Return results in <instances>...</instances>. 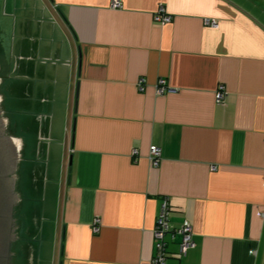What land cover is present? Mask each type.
Instances as JSON below:
<instances>
[{"label":"crops","instance_id":"obj_1","mask_svg":"<svg viewBox=\"0 0 264 264\" xmlns=\"http://www.w3.org/2000/svg\"><path fill=\"white\" fill-rule=\"evenodd\" d=\"M110 2L0 0L11 118L38 159L27 264H151L164 197L194 242L167 235L166 264H264V0Z\"/></svg>","mask_w":264,"mask_h":264},{"label":"water","instance_id":"obj_2","mask_svg":"<svg viewBox=\"0 0 264 264\" xmlns=\"http://www.w3.org/2000/svg\"><path fill=\"white\" fill-rule=\"evenodd\" d=\"M0 77H2L4 81L3 82L4 86L0 85V94L2 97H4L3 104L4 105L6 104L7 121L10 131L9 133L10 136H9L5 133L4 124H2L0 129L1 130L0 141L5 143L7 142V146L9 148L8 158L11 163L10 164L11 167L9 171L11 173L16 167V160L18 157V153H17L18 142H20L22 145V152L25 151L28 153L27 155L28 158L26 159V163L31 170H30V180H29L30 185L27 190L26 197L31 201H33L32 205L29 206V208L27 209L28 211L26 210L25 213L20 211L23 207V204H21V202L17 204L18 206H15L13 217L15 220V225L18 226L16 233L18 237H19V233L22 234L21 236L22 242L20 243V239L18 238L16 241H14V243L11 244L10 247V241L13 238H15V234L8 232L9 222L7 221V219L3 217L4 216L3 214L5 212L3 211V207L5 204V196L8 194V190L10 189V192L13 190L11 186H13L14 179L13 177L11 178L9 176H8L9 178H7L6 173L8 171L5 168H2L3 165L2 163L6 159L7 149L4 146H0V264H8L7 258L10 254V250L11 252L14 251V255L11 258L10 264H27L34 240L36 223H37V185H36L35 175H36L38 159L32 149L24 118H11L10 89H9L8 75L1 52H0ZM3 106L1 107L2 109H4ZM3 117H5L4 112H3V116L0 115V118L3 119ZM20 165H21V161L18 163L17 167H19ZM16 174L20 179L21 172H17ZM5 177L8 180V185H9L8 190H7L8 185L5 184L6 183ZM19 179L18 181H16V183L18 184L17 190L18 192H20V195L22 197V193H21L22 189L20 188L21 182H19ZM8 207H9V213H11L12 205H9ZM20 214L22 217H20ZM21 219L24 224L23 228H21ZM17 250L21 251L20 259L17 258L16 255Z\"/></svg>","mask_w":264,"mask_h":264},{"label":"built area","instance_id":"obj_3","mask_svg":"<svg viewBox=\"0 0 264 264\" xmlns=\"http://www.w3.org/2000/svg\"><path fill=\"white\" fill-rule=\"evenodd\" d=\"M110 6L113 9H118L122 7L121 0H111ZM154 21L164 24L171 21V16L165 12V9L160 5L157 11L153 15ZM205 23L213 27L217 26V23L213 19H205ZM137 87L140 91L144 89L143 79H139L137 82ZM155 89L157 94L161 95L165 92H170L169 88L164 79H158ZM225 94V88L223 85H219L217 91L215 92V101L221 102ZM137 150L133 149L131 155H136ZM149 161L152 166L156 167L159 165L161 160V150L159 147L150 146L149 147ZM169 201L164 197L161 201L160 208L155 219V224L152 229V235L154 238V254L150 259L151 264H166L167 260V235L178 234L180 239L178 241V253L180 255L185 254L188 249L194 246L192 239V227L188 220L182 221L181 225L178 228L171 229L169 225ZM261 215V214H260ZM93 231L98 232L99 225L98 220L95 219L93 223Z\"/></svg>","mask_w":264,"mask_h":264},{"label":"flooded vegetation","instance_id":"obj_4","mask_svg":"<svg viewBox=\"0 0 264 264\" xmlns=\"http://www.w3.org/2000/svg\"><path fill=\"white\" fill-rule=\"evenodd\" d=\"M3 79H2V77H0V85L2 86L3 85ZM3 98L4 97H2L1 96V94H0V115H2L3 116V112L5 113V117H3V119L2 118H0V129H1V126H2V124H4V131H5V133L7 134V135H9V133H10V131H9V127H8V121H7V113H6V111H5V109H2L1 107L4 105L3 104ZM4 107V106H3ZM1 131V130H0ZM1 134V133H0ZM10 136V135H9ZM3 144V145H2ZM0 146H4L6 149H7V155H6V159H5V161L2 163L3 165H2V168H5L8 172L6 173L7 174V178H9V177H13V179H14V183H13V186H11V188L13 189L12 191H13V193H12V191L10 192V189L8 190V188H9V185H8V180H7V178L5 177V180H6V183L5 184H7L8 185V187H7V190H8V194L5 196V204H4V207H3V211H5L4 212V218L5 219H7V221L9 222V226H8V232H10V233H13V234H15V238H13L11 241H10V247H11V244L12 243H14V241H16L19 237L17 236V233H16V230H17V228H18V226L17 225H15V220H14V217H13V214H14V209H15V206H18L17 204H19L21 201H22V197H21V195H20V192H18V190H17V186H18V184L16 183V181H18V176H17V172H19V170H20V166L19 167H17L18 166V163L20 162V161H22V145H21V143L20 142H18V144H17V153H18V157H17V160H16V167H15V169L13 170V172L11 173L9 170H10V160H9V158H8V152H9V148H8V146H7V142L5 143V142H2V141H0ZM14 146H15V144H14ZM9 176V177H8ZM11 182H12V180H11ZM19 182H21V179H19ZM11 185H12V183H11ZM20 186H21V184H20ZM16 196V198H15V196ZM9 205H12V212L11 213H9ZM11 207V206H10ZM12 218V219H11ZM14 255V251H12L11 252V250H10V254H9V256H8V258H7V263L8 264H10V261H11V258H12V256Z\"/></svg>","mask_w":264,"mask_h":264},{"label":"trees","instance_id":"obj_5","mask_svg":"<svg viewBox=\"0 0 264 264\" xmlns=\"http://www.w3.org/2000/svg\"><path fill=\"white\" fill-rule=\"evenodd\" d=\"M4 86V85H3ZM5 102H6V100H5ZM4 109H5V111H6V104L4 105ZM23 154H22V161H21V165H20V170H19V172H21V186H20V188L22 189L21 190V193H22V201H21V204H23V207H22V209L20 210V211H22V212H26V210L29 208V206H31L32 205V202L33 201H31L30 199H28L27 197H26V194H27V190H28V188H29V185H30V183H29V180H30V167L27 165V163H26V159L28 158L27 157V155H28V153L27 152H25V151H23L22 152ZM20 207H21V205H20ZM19 207V208H20ZM28 211V210H27ZM21 212V213H22ZM20 217H22L21 216V214H20ZM23 226H24V224H23V222H22V219H21V228H23ZM22 234H20L19 233V239H20V243L22 242ZM20 245V244H19ZM20 249V248H19ZM21 251L20 250H17V252H16V255H17V258H21Z\"/></svg>","mask_w":264,"mask_h":264},{"label":"rangeland","instance_id":"obj_6","mask_svg":"<svg viewBox=\"0 0 264 264\" xmlns=\"http://www.w3.org/2000/svg\"><path fill=\"white\" fill-rule=\"evenodd\" d=\"M54 255H55V256H54ZM54 255H53L52 263H51V264H57L56 259H57V257H58V250L54 253Z\"/></svg>","mask_w":264,"mask_h":264}]
</instances>
